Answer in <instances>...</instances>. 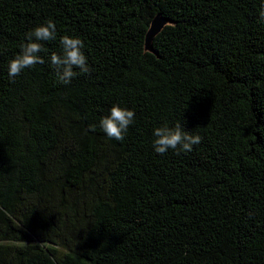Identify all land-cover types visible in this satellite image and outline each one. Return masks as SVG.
<instances>
[{
    "label": "trees",
    "instance_id": "16d2710c",
    "mask_svg": "<svg viewBox=\"0 0 264 264\" xmlns=\"http://www.w3.org/2000/svg\"><path fill=\"white\" fill-rule=\"evenodd\" d=\"M262 2L0 0V264H264ZM49 19L45 63L10 78ZM66 34L90 69L67 85ZM113 105L135 113L123 141L99 126ZM177 124L202 142L156 153Z\"/></svg>",
    "mask_w": 264,
    "mask_h": 264
},
{
    "label": "clouds",
    "instance_id": "9594fccd",
    "mask_svg": "<svg viewBox=\"0 0 264 264\" xmlns=\"http://www.w3.org/2000/svg\"><path fill=\"white\" fill-rule=\"evenodd\" d=\"M258 22L264 23V2L260 6ZM56 38V24L51 19L26 33V42L20 45V52L8 62L9 77L14 78L25 69L45 63L43 57L39 55L45 51L42 42L53 41ZM59 43L61 51L53 52L49 56V63L55 72L57 81L67 85L75 76L80 73L87 74L90 69L87 57L82 51L84 43L79 37L66 34L60 37ZM75 69H79V73ZM134 117V111L113 105L110 108V114L100 119L99 126L109 139L123 141L129 125L134 122ZM153 136L152 146L155 152L161 155L169 150H178L177 154L191 152L194 145L202 142L201 136L183 131L178 124L175 127L167 125L155 127Z\"/></svg>",
    "mask_w": 264,
    "mask_h": 264
},
{
    "label": "water",
    "instance_id": "95a60500",
    "mask_svg": "<svg viewBox=\"0 0 264 264\" xmlns=\"http://www.w3.org/2000/svg\"><path fill=\"white\" fill-rule=\"evenodd\" d=\"M169 21L161 18L160 16H156L149 25V28L145 34L144 40V51L153 53L152 50V41L154 37L163 29L165 25H167Z\"/></svg>",
    "mask_w": 264,
    "mask_h": 264
}]
</instances>
